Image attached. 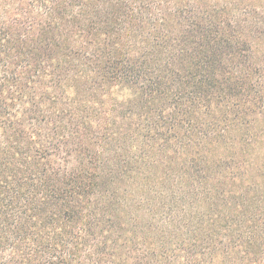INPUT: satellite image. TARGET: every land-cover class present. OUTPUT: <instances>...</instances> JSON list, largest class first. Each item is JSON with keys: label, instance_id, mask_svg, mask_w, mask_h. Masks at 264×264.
Returning a JSON list of instances; mask_svg holds the SVG:
<instances>
[{"label": "trees", "instance_id": "1", "mask_svg": "<svg viewBox=\"0 0 264 264\" xmlns=\"http://www.w3.org/2000/svg\"><path fill=\"white\" fill-rule=\"evenodd\" d=\"M0 264H264V0H0Z\"/></svg>", "mask_w": 264, "mask_h": 264}]
</instances>
